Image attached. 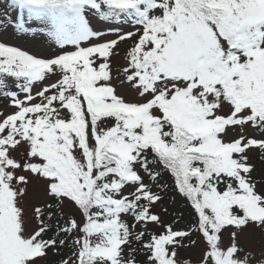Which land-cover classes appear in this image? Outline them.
<instances>
[{
	"label": "snow or ice",
	"instance_id": "6c2138e0",
	"mask_svg": "<svg viewBox=\"0 0 264 264\" xmlns=\"http://www.w3.org/2000/svg\"><path fill=\"white\" fill-rule=\"evenodd\" d=\"M0 264H264V0H0Z\"/></svg>",
	"mask_w": 264,
	"mask_h": 264
}]
</instances>
